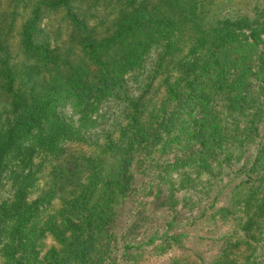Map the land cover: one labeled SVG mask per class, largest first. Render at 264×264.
<instances>
[{
    "label": "trees",
    "instance_id": "trees-1",
    "mask_svg": "<svg viewBox=\"0 0 264 264\" xmlns=\"http://www.w3.org/2000/svg\"><path fill=\"white\" fill-rule=\"evenodd\" d=\"M209 2L0 0V264H108L138 173L167 209L227 189L208 264H264V0Z\"/></svg>",
    "mask_w": 264,
    "mask_h": 264
},
{
    "label": "rangeland",
    "instance_id": "rangeland-1",
    "mask_svg": "<svg viewBox=\"0 0 264 264\" xmlns=\"http://www.w3.org/2000/svg\"><path fill=\"white\" fill-rule=\"evenodd\" d=\"M209 1L211 10L217 15L251 14L257 3V0ZM56 110L65 121L75 125L78 115L68 105L58 106ZM247 151L246 154L252 153L253 146L247 147ZM242 161L243 158L235 160L234 166H239ZM211 166L214 179L221 181L222 177L232 176L225 166L219 174L215 170L217 165ZM234 175V181L242 176L239 171ZM152 176V173L136 174L135 185L141 189L132 200L118 202L120 215L113 228L117 248L111 253L108 264H208L216 249L214 240L231 229V220L223 217L230 205L228 190L224 188L217 192L213 203L211 198L201 197L199 193L189 195L181 191L177 194L178 203L173 209H167L157 202L158 199L151 200L153 189L158 186L151 184L152 179L145 180L144 177ZM42 243L46 249L52 241L46 238Z\"/></svg>",
    "mask_w": 264,
    "mask_h": 264
}]
</instances>
